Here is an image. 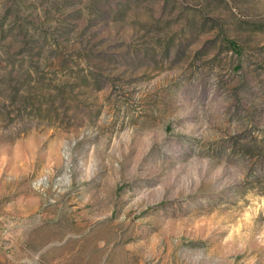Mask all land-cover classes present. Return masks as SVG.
<instances>
[{
  "label": "rangeland",
  "instance_id": "rangeland-1",
  "mask_svg": "<svg viewBox=\"0 0 264 264\" xmlns=\"http://www.w3.org/2000/svg\"><path fill=\"white\" fill-rule=\"evenodd\" d=\"M0 264H264V0H0Z\"/></svg>",
  "mask_w": 264,
  "mask_h": 264
},
{
  "label": "trees",
  "instance_id": "trees-1",
  "mask_svg": "<svg viewBox=\"0 0 264 264\" xmlns=\"http://www.w3.org/2000/svg\"><path fill=\"white\" fill-rule=\"evenodd\" d=\"M229 45L235 52L239 51L238 47L233 42H229Z\"/></svg>",
  "mask_w": 264,
  "mask_h": 264
}]
</instances>
